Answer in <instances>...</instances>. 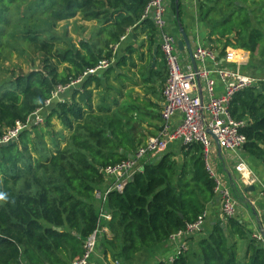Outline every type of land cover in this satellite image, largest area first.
I'll return each mask as SVG.
<instances>
[{
    "label": "trees",
    "instance_id": "16d2710c",
    "mask_svg": "<svg viewBox=\"0 0 264 264\" xmlns=\"http://www.w3.org/2000/svg\"><path fill=\"white\" fill-rule=\"evenodd\" d=\"M149 2L0 0V139L43 108L58 86L111 61L130 29L145 26L154 46L156 27L144 18ZM214 2L205 14L213 22L209 41L221 44L222 55L233 47L258 54L264 64V12L250 14L241 0ZM78 17L96 25L90 39L76 44L68 25ZM74 28L87 30L79 24ZM14 55L29 65L28 72L6 67ZM108 73L88 77L67 102L53 104L44 125L0 144V194L5 197L0 200V264H73L84 256L99 222L96 192L106 187L105 169L135 156L142 146L134 119L125 123L106 106L102 93L108 91ZM95 91H100L97 105ZM231 114L247 121L244 150L264 164V83L238 93ZM173 145L148 157L144 172L131 178L123 194L108 196L110 236L99 241L96 252L121 264H264V243L240 215L208 224L199 233L203 237L194 244L190 238L188 249L175 254L172 263L158 260L172 235L218 203L202 146ZM232 192L248 207L240 190ZM145 256L153 261L141 262Z\"/></svg>",
    "mask_w": 264,
    "mask_h": 264
},
{
    "label": "built area",
    "instance_id": "2783aa9c",
    "mask_svg": "<svg viewBox=\"0 0 264 264\" xmlns=\"http://www.w3.org/2000/svg\"><path fill=\"white\" fill-rule=\"evenodd\" d=\"M166 15L165 0H150L144 13V18L151 19L158 30L161 50L168 68V79L163 88V127L158 135L149 138L146 144L139 147L135 156L105 169L106 188L96 192V198L100 202L97 230L86 241L84 256L73 264H93L92 257L96 253L99 241L105 236L109 237L108 223L112 221V215L105 208L108 196L113 192L123 194L131 178L137 173L144 172L146 159L164 153L174 143H180L182 147H190L194 144L202 146L206 169L215 181V194L223 218L229 219L240 215L239 201L224 179L216 176L209 161V154L215 139L223 151L235 153L244 149L247 137L242 131L247 126V121L234 119L231 114V105L238 93L256 87L259 83H264V79L252 77L228 67L209 69L207 61H215L216 53L201 43L193 52L197 69H184L176 55L177 39L167 30ZM112 65V60L102 61L96 68L87 69L68 85L58 86L51 98L46 101L45 106L32 113L26 122L18 121L15 127L8 130L0 139V144L13 143L24 131L44 125L47 109L55 103L67 102L69 93L80 88L88 77L106 71ZM214 75H218L225 86L224 93L221 95L215 91ZM201 82H204L205 85L206 99L196 93L199 91ZM176 116H179V120L175 123L173 119ZM235 169L244 187L260 183L264 192V184L245 162L239 161ZM207 216L208 213H204L195 223L188 225L185 231L170 237V243L176 248L177 255L185 252L188 249L190 238L202 231L206 225ZM262 234L263 232L259 231L254 234V237L264 243ZM174 258L173 256L170 259L171 263ZM114 264L121 263L115 261Z\"/></svg>",
    "mask_w": 264,
    "mask_h": 264
},
{
    "label": "crops",
    "instance_id": "0c3cea01",
    "mask_svg": "<svg viewBox=\"0 0 264 264\" xmlns=\"http://www.w3.org/2000/svg\"><path fill=\"white\" fill-rule=\"evenodd\" d=\"M214 1L215 0H165L167 7V30L177 39L178 43V41L182 40V35L180 33V26H182L190 39L193 52L199 43L215 52V61H207L209 69L228 67L230 69L239 70L249 76L264 79V64L258 54L252 56L251 53L246 50L228 47L224 55H222L221 51L217 50L218 47H221V44L209 41L213 22L211 17L206 19L205 14L216 6ZM241 2L246 5L250 14L253 12H264V0H246V3H244V0H241ZM237 4L239 5L240 3L237 2ZM213 39H215V37H213ZM154 43V46L150 43L148 30L145 26L141 27L139 25L135 30L130 29L126 37L122 39L121 44L114 51L112 57L113 65L108 69V71L110 70V73H108V85L111 83L113 86H111V88L108 87V90H113V92L111 95H108V105L106 106L111 110L112 114H116L121 121L125 123L129 119L132 120L131 111H141L142 117L140 119H137L136 114L132 117L135 121L132 123L134 126L133 131H135L139 146L144 145L150 137L159 134L161 131H159L161 124L162 126L164 124L162 118L164 104L163 88L166 84L168 68L161 50L158 30ZM158 55H160V57H158ZM176 55L184 69H194L190 53L187 49L181 50L178 48L177 44ZM214 79L216 82V93L218 95L223 94L225 86L222 80L218 75H214ZM119 80L121 81L119 82ZM99 93L100 91H95L94 95L97 94V96H99ZM196 93L202 95L204 99H206L207 95L204 82L200 83L199 91H196ZM104 95L106 96L107 94ZM178 120L179 116L173 119L175 123ZM53 123L58 131L62 130V126L58 120L54 119ZM64 135L67 136L68 131L64 130ZM175 146L176 145L171 144L169 149H174ZM213 152L215 155L214 161L219 162L221 166V175L224 181L233 191L234 189L240 190L244 194V199L252 203V206L248 205V207L240 204V215L245 222L248 223L254 234L259 233V231L264 232L263 188L261 184L258 183L255 185L256 187L254 186L256 188L254 192L246 193L245 189L247 187L243 186L240 181V176L235 169L239 161L245 162L256 174V177L264 184V164L260 160L250 156L244 149L235 153L223 151L216 141L213 143ZM177 155L181 158L180 149L177 150ZM105 188L106 187H103L102 190ZM99 204L100 202L98 206ZM222 218L223 215L218 202L217 205L209 209L204 228L206 229V226L213 223L214 220ZM202 235H204V233L195 235V240H193L192 243L194 244V242H197V239L201 238ZM176 251V248H174L171 243H167L160 250L161 260L169 261L176 254Z\"/></svg>",
    "mask_w": 264,
    "mask_h": 264
},
{
    "label": "rangeland",
    "instance_id": "374dc122",
    "mask_svg": "<svg viewBox=\"0 0 264 264\" xmlns=\"http://www.w3.org/2000/svg\"><path fill=\"white\" fill-rule=\"evenodd\" d=\"M79 19L80 18L78 17L77 19L71 20L70 23H69V25H68L69 26L68 27V30H69V32H70L71 36L73 37V40H74V42L76 44H78L83 39H85V40L86 39H90V37L88 36V34L93 33L95 31V25H96V23H92V22L91 23H88V22H80ZM78 24L79 25L86 26L87 27L86 28L87 30L86 31H82V30L79 29L78 31H76V29L74 27H75V25H78ZM65 25H66V23H62L60 25L59 32L63 33V31H64L63 27ZM6 67L7 68H10L11 71H14V70L15 71H19L20 70L19 68H22L25 72L26 71L27 72L29 71V68H28L29 65L24 61V59L18 58V56H16V55L13 56L12 63L9 64ZM5 77H6V75H5ZM121 80H119V82ZM117 84H119V83H117ZM111 86H112L111 83H109L108 87L111 88ZM112 92H113V90L112 91H109L108 90L107 92L104 93V94H107L105 96L106 97V101H108V95H111ZM95 95H96V97H95ZM95 95H94V103L96 104L99 101V96H97V94H95ZM130 114H131V118L134 116V114H136L137 119H140L142 117V113H141L140 110H133V111H131ZM132 120H133V118H132ZM214 156L215 155H214L213 147H212L211 150H210V154H209V161H210L211 165L214 168V171H215L216 176L219 177V178H222V175H221L222 174L221 166H220L219 162H215L214 161ZM201 238H199V239H201ZM199 239H197V240H199ZM188 244L190 246L189 241H188ZM158 258H157L158 260H161L162 259V258H160V252L158 254ZM140 260H141V262H144V261H146V262H152L153 261V259L150 256H148V257L145 256L144 258L140 257ZM92 262H93V264H114L115 261L110 256L107 257V258H105L104 254L100 251L98 253L96 252V253L93 254Z\"/></svg>",
    "mask_w": 264,
    "mask_h": 264
},
{
    "label": "water",
    "instance_id": "95a60500",
    "mask_svg": "<svg viewBox=\"0 0 264 264\" xmlns=\"http://www.w3.org/2000/svg\"><path fill=\"white\" fill-rule=\"evenodd\" d=\"M177 9H178V5H177ZM180 33L182 35V40L178 41V43H177L178 44V48L181 49V50L187 49L189 51L191 59H192V62H193V65H194V69L196 70L197 69V64H196V61L194 59L192 46L190 44V39H189L188 35L186 34V32L184 31V29L182 28V26H180ZM215 141L217 142L216 139H215ZM255 190H256V188L254 186H250V187H247L245 189V192L246 193H250V192H254ZM247 204L252 206V203L250 201H247ZM262 235H263V238H264V232H263Z\"/></svg>",
    "mask_w": 264,
    "mask_h": 264
},
{
    "label": "clouds",
    "instance_id": "9594fccd",
    "mask_svg": "<svg viewBox=\"0 0 264 264\" xmlns=\"http://www.w3.org/2000/svg\"><path fill=\"white\" fill-rule=\"evenodd\" d=\"M3 199H5L4 195L0 194V200H3Z\"/></svg>",
    "mask_w": 264,
    "mask_h": 264
}]
</instances>
